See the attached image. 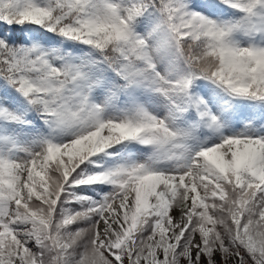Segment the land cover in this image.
I'll use <instances>...</instances> for the list:
<instances>
[{"label": "snow or ice", "instance_id": "1", "mask_svg": "<svg viewBox=\"0 0 264 264\" xmlns=\"http://www.w3.org/2000/svg\"><path fill=\"white\" fill-rule=\"evenodd\" d=\"M0 264H264V0H0Z\"/></svg>", "mask_w": 264, "mask_h": 264}]
</instances>
